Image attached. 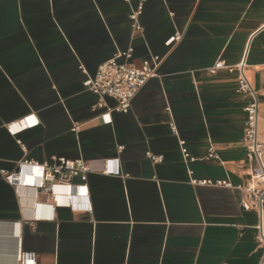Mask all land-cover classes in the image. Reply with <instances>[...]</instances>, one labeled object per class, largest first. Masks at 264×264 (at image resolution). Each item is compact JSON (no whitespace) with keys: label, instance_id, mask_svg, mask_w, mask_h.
Returning a JSON list of instances; mask_svg holds the SVG:
<instances>
[{"label":"crops","instance_id":"1","mask_svg":"<svg viewBox=\"0 0 264 264\" xmlns=\"http://www.w3.org/2000/svg\"><path fill=\"white\" fill-rule=\"evenodd\" d=\"M130 46L135 66L162 57L158 75L129 112L107 95L101 107L85 81ZM242 62L264 143V0H0V264H16L20 228L37 264H264V214L239 204L258 164L244 143ZM29 114L40 123L13 134ZM53 156L98 168L118 158L120 172L89 173L87 211L83 197L69 207L36 203L27 187L20 196L1 171Z\"/></svg>","mask_w":264,"mask_h":264},{"label":"built area","instance_id":"2","mask_svg":"<svg viewBox=\"0 0 264 264\" xmlns=\"http://www.w3.org/2000/svg\"><path fill=\"white\" fill-rule=\"evenodd\" d=\"M139 12H134L131 18L134 20V28L142 29L138 23ZM181 33L177 31L175 35L168 41L171 44L174 40L181 38ZM134 53V47L130 46L126 51L119 52L116 56L99 65L95 76H89L85 81V85L100 96V106H104V96H110L117 101L115 109L120 112H129L132 106V100L146 82L153 76H157V68L161 63L162 57L154 54L145 58L142 66L138 67L131 63L130 59ZM224 66L223 62L218 63L211 68L215 72L218 68ZM234 70V67H229ZM238 71V92L246 93L251 96L245 110L247 118L245 122L244 143L247 148V154L250 159L257 160V166L253 168L251 180L248 184L238 186L241 196L239 204L243 210H254L264 214V143L260 139V104L257 92L249 80L243 62L237 66ZM108 114V113H107ZM40 119L35 114H29L8 124L9 130L13 134H17L24 128L38 125ZM81 125H77L79 130ZM174 132L177 133L176 127L173 125ZM182 146L185 141H181ZM120 146L119 149H122ZM185 159L189 157L186 147L182 149ZM154 162L163 160V155L148 152ZM117 159L102 160L103 167L94 166L96 160L85 159L83 157L77 159H69L64 156H53L50 161L38 162L36 160L24 159L19 162L14 170L2 169L5 178L16 187L18 194L21 196V188L27 187L34 190L36 203L40 194L46 196L44 201L51 206H69L76 207V199L78 197L86 198L84 208L92 211L93 206L90 201L88 175L95 170H101L103 173L119 174L120 167H113L112 162ZM27 169L35 170L33 172ZM35 175V176H34ZM195 184L202 185H218L232 187L228 179H193ZM41 202V201H40ZM40 204V203H39ZM263 224V222H262ZM21 227V226H20ZM19 227V228H20ZM260 225V233L258 239L264 243V236ZM21 228L19 230L16 264H37V256L35 252L22 249Z\"/></svg>","mask_w":264,"mask_h":264},{"label":"bare ground","instance_id":"3","mask_svg":"<svg viewBox=\"0 0 264 264\" xmlns=\"http://www.w3.org/2000/svg\"><path fill=\"white\" fill-rule=\"evenodd\" d=\"M264 235V234H263Z\"/></svg>","mask_w":264,"mask_h":264}]
</instances>
